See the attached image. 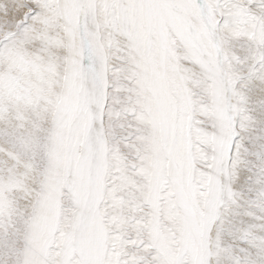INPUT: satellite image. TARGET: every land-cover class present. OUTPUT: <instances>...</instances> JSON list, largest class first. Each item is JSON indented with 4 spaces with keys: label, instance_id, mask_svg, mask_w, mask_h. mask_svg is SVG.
Returning <instances> with one entry per match:
<instances>
[{
    "label": "snow or ice",
    "instance_id": "obj_1",
    "mask_svg": "<svg viewBox=\"0 0 264 264\" xmlns=\"http://www.w3.org/2000/svg\"><path fill=\"white\" fill-rule=\"evenodd\" d=\"M0 264H264V0H0Z\"/></svg>",
    "mask_w": 264,
    "mask_h": 264
}]
</instances>
